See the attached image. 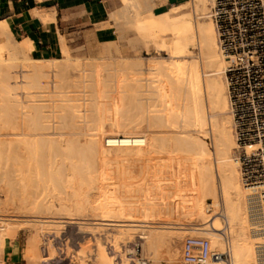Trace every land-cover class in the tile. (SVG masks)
I'll return each instance as SVG.
<instances>
[{
  "label": "bare ground",
  "instance_id": "1",
  "mask_svg": "<svg viewBox=\"0 0 264 264\" xmlns=\"http://www.w3.org/2000/svg\"><path fill=\"white\" fill-rule=\"evenodd\" d=\"M156 1L157 0H122L121 8H119V10H111L109 13V20L111 22H118L120 18L130 19L133 23L132 25H135L141 32L144 30V33H146L147 31V34H143L142 32L140 37L148 38L155 44V47L157 46L158 49L166 51L169 54L167 59L163 58L161 59L162 61H155L156 63L150 64V70H152L150 74L152 79L150 82L151 86L154 88L152 92L155 93L156 98L151 100L152 102L155 100L153 102L154 105L152 103L149 107L144 106V104L141 106H144L143 109L146 108V110L139 107L142 109L141 112L143 111L141 116H146L148 120L143 118L144 116L140 118L137 117L136 120L137 123L139 122L140 124V121H144L143 119H145L147 121L146 123L149 125H147L148 127L152 125L151 128H153L151 130H154L156 126L162 127V129L158 128V130H155L151 134L150 131L146 135L136 131L124 133L123 135L114 132L110 133L113 129H110L109 133H107V131L106 135H103L101 130H98V132H89L88 129L86 130L87 127L85 128L84 124V127L82 124V126L77 124L79 127L76 125V117L80 115V112L77 113V110V112H75V108L73 107L75 104H64L62 102L63 105H61V101L59 102L58 108V111L61 108L59 111L60 114H58L59 118L56 117L61 122L57 121L56 123L54 120L57 114L53 115L55 109H51L53 110L51 116V110H46L48 105H45L43 101L41 102L40 98L44 96L42 93L48 91L49 85H51L53 89L57 88L63 90L64 88H68L69 90L67 91H61L66 93L64 101L69 103V100L72 99L69 98L71 97L70 94L73 93V90H71L72 87L85 86L87 77L95 78V80H88V83L94 87L104 81L103 79H99L100 76L98 71L104 69L101 65L106 60L100 61V59H98L99 62L97 60H91L89 65L93 67L91 70L93 74L90 73V75L88 73L86 75L82 69L78 68L79 65L73 62L72 57H70L71 55L69 54V49L64 37V39L61 38V58H30L28 56L31 48L30 42H18L15 39L11 40L10 38H13V36L8 29L7 23L0 20V34L6 37V43L2 48H7L5 50H8L9 53L7 52V55L10 56H7L8 59L0 56V92L5 104L3 105V110H5L3 113V120L5 118L4 123L6 124H4L5 126L1 124V127L3 126L4 130L8 125L10 127L18 125L19 127H17L18 129L15 127V130H18L16 132H11L9 127V131L7 129V131H0V143L1 141L5 144L8 142L7 144L10 150L13 147L12 145H14L13 143H15L18 150V156L15 161L13 159L14 156L13 158L11 156V159H8L9 163L6 161L3 168H5V166L9 167V169H5L11 171L13 176H17L16 181L19 183L17 186L19 185L18 189L20 192L18 191V193H15V191H13L12 194L14 188H8L7 190L11 189V191H7L9 193L7 197L14 199L17 194V199L20 198L19 201L22 200L24 205L26 204L24 208L28 207L30 210V208L32 209V207L34 208L35 206L29 205V200L35 201L36 199L37 201V196H35L37 192L35 190L36 194L32 193L33 188H31L32 186L30 183H33L35 189L40 187L42 190L46 189L49 191L48 189L51 190L53 185L60 186L62 183L65 185L64 182H66L67 179L64 180L66 178L64 174L67 172V170H65L67 164H70L71 171L77 176L81 175V179L83 180L85 176L82 177V174H86L87 171L89 173L92 167L97 168L98 162L104 165L113 162L114 168L111 169L110 167V169L114 170L115 174L118 172V176L116 174L118 179L121 177L119 175H123L127 179L129 178L130 181H153V184L155 183L154 186L159 181V185L161 183L164 185L160 189L161 193L157 192L156 194L155 192L154 194L150 190L149 193H146V190V194H142V189L140 190L141 194L138 190L134 195L120 192V194L111 195L113 198L106 197V199H102L104 201H101L97 206L95 203L93 209L96 212L100 210L102 214L100 213V218L97 222L92 223L94 226L90 228L91 230L96 228H106L110 230L112 228L113 231H111L110 235L107 237L109 239L108 241L114 246H117L118 242L120 243L123 238L128 239L134 234H138L139 238L144 240L147 250L153 251V253L157 256L159 255V257L165 255L169 257L167 260L170 258V260H173L175 256L178 257L176 243H179L178 240L181 232L183 233L184 231L185 233L188 231V233H191L195 231L193 234H206L209 237L203 238L208 240L211 250L222 251L224 249V237L223 233L220 231L221 228L219 229L218 227V219L222 217L216 216V214H219L216 209L218 208V203L221 201L224 208V212H222L223 218L227 226L229 222L232 226L231 229H234V232L232 231L234 234L231 233L232 236L230 234V237L233 238L229 240L233 264H264L262 261L264 260V254L260 252L257 253L256 245L260 243V241H258L259 239L257 238L258 233L255 232L260 224L258 209L256 207V194L261 189H264V183L244 186L240 179L238 165L235 160V137L232 131V120L228 111L226 85L224 82L226 60L218 50L216 31L212 21L207 15L209 0L185 1L173 4L168 9L160 12L154 11V9L157 8ZM188 6H191L194 17L198 15V18H202L207 15L208 19L197 20L198 18L195 19L196 17L192 18L190 13L185 11V8ZM102 45L103 43L100 46L101 49L99 53L107 56L105 51L106 46ZM193 48L199 50L197 57L191 53V49ZM19 60L24 63H18ZM132 63L129 64V66H133L134 68L141 64L139 62ZM13 67L18 70H12ZM140 74H134V76L137 75L138 77ZM135 77L134 79L137 82L138 78ZM98 79L101 81L98 82ZM134 79H132V82ZM118 81L117 79V82ZM139 81L140 80H138V82ZM100 84L102 85V83ZM136 85L134 83L135 87ZM107 86L109 85L107 84L106 87ZM18 91L30 97L29 99L33 97L28 101L25 99L29 104L26 103L27 105H23L21 102L18 103L19 101H17L16 98ZM61 91L59 92L62 94ZM61 98L63 99L64 97ZM119 98H121V96ZM121 100L119 99L118 101ZM145 102L146 105L150 104V102L148 103L146 100ZM156 102L159 103V106H157ZM75 106L77 107L78 105ZM106 110L108 109L106 108ZM126 110H122V108L120 110L118 108L117 112L119 111V114L120 111L126 113ZM99 112L100 111H98V113L96 112L97 116H100L101 113ZM113 112L115 113V111ZM104 113L100 118L107 120L105 116H108V114L106 113L104 115ZM121 114L120 116L116 114L117 117H120L118 121L122 118V121H120L122 123L128 119L126 120V125L128 127L129 124L130 128L125 127V122L123 125L119 123V125H116V120L115 122L113 121L114 124L116 126H121V128L124 127V129L127 128L131 130L132 122L129 120L131 118L123 119L125 116L123 114L124 117H121ZM128 115L130 116V114ZM128 115L127 117H129ZM116 116L115 118L117 119ZM52 117H54L53 120ZM111 118L113 117L111 116ZM137 123L133 124H136L133 128H138L139 124ZM117 129H119V127ZM132 130L134 131V129ZM99 131H101V135L104 136L103 138L106 143L105 147L100 144L101 138L98 137L101 132ZM197 132H202L199 135L203 137L204 135L205 137H210L212 140L211 148L205 144L199 135H196L198 134ZM83 135L85 137L90 136L85 138L86 141L81 142L78 138ZM65 136H67V138ZM13 137L19 138H16V140ZM14 139L16 141L12 142ZM5 144H3V146H5ZM0 148H2V146H0ZM1 153L2 151L0 150V154ZM0 157L2 156L0 155ZM4 157L6 156L4 155ZM66 160H68L69 163H66ZM10 163L11 165L9 166ZM105 169H108V166L107 168L105 166ZM101 170L100 176L102 175L104 177ZM4 173H6V171ZM144 173H148L147 175L152 173L153 175H150L151 177L148 176L149 178L147 177V179ZM109 177L111 176L109 175ZM89 179L91 180V177ZM13 181H15V179ZM96 182H98L97 179ZM140 184L142 185L141 182ZM146 184L147 183H145V185ZM60 188L61 190H59V187L57 189L59 192L64 189H62V187ZM158 188L160 187L158 186ZM54 191L56 192V190ZM3 197L4 195L2 197L0 196L1 199ZM32 197L35 198L32 199ZM207 198H210L212 202L208 203L206 201ZM85 199L83 201V199L80 198L83 202L80 200V202L78 200L72 201L74 208H76L73 209V211L76 210L75 212L80 213L81 210H85V207H88L86 205H91L87 201L88 198ZM33 201H31V204ZM1 203L2 202H0V204ZM37 203L35 205H37ZM50 204L53 205L52 203ZM21 205V207H23V204ZM40 208L42 210H48L50 209V205H45L44 203L37 207V209ZM37 209L36 212L33 211V213L38 212L39 214L30 216L29 218L14 219L15 217H0V264L3 263L5 240L15 237L19 227L24 226V224L31 230V232L29 230L30 233L26 236V246L23 252L25 264H40L41 260L50 257V252L47 254L49 255L47 257H42L40 253V235L42 234L40 231L45 230L47 232L53 231L58 233L64 221L56 220L51 216L52 219L48 216H46L47 218L41 216L42 210L39 212ZM44 210L42 212L43 214L45 213ZM208 211L211 213L213 211V214L209 216ZM98 215L96 214V216ZM157 216H159L158 219L162 221L156 222L155 219L157 220ZM150 218L154 219V221L147 220ZM183 218L188 220L186 224L178 221H181ZM107 234H109V232ZM109 248H111V246ZM100 250L95 264H112V258L107 255L108 253L106 254L103 248H100ZM211 263L226 264L224 261H211Z\"/></svg>",
  "mask_w": 264,
  "mask_h": 264
},
{
  "label": "rangeland",
  "instance_id": "2",
  "mask_svg": "<svg viewBox=\"0 0 264 264\" xmlns=\"http://www.w3.org/2000/svg\"><path fill=\"white\" fill-rule=\"evenodd\" d=\"M185 1H189L190 2V0H185ZM185 1H183V2H185ZM162 3H163V0H157L156 1V5L157 6L159 4H162ZM121 4H122V0H113L112 9L113 10H117V9L119 10V8H121ZM208 6H209V3H208ZM154 11L155 12H160V11H164V10H159L158 8H155ZM185 11L187 13H190L192 18L196 17L195 19H197L199 17L198 15L194 17L193 11L191 9V6H188L187 8H185ZM208 18H207V15H205L202 18H198L197 20H199V19L205 20V19H208ZM127 19L126 18H120V19H118V22H111L115 26L114 33L112 34V37H109V38H107L104 41L102 39L101 40H93L92 38H90V37L88 38V37H85V36L84 37H75V35H70V36L67 37L66 44H67L68 49H69V54L71 55L70 57H72L73 62H76L79 65L78 68L82 69L86 73V75L88 73L89 74L90 73L93 74L92 71H91L93 67L91 65H89V62L91 60H97V61H98V59H100V61L101 60L102 61L106 60L103 63L101 62L102 63L101 66L104 69H102L101 71H98L99 76H100L99 79H103L104 81L100 82L101 80L98 79V82L102 83V85L100 83H99L98 86L95 85V87L97 88L96 89L93 85H90V83H88V80H90V79L91 80H95V78L94 77H90V78L87 77L86 78L87 82H85L87 85L85 84V86L82 85L83 87L80 85L81 87L78 86V87H74V88L72 87V89L70 88L71 90H73L72 91L73 93H71V94L69 93L70 96H71L69 98H72V99H70L71 102L69 100V103H66L67 101H64L66 93L62 92V91L69 90L68 88H64L63 90L62 89H57V88L53 89V87L51 85H49L48 89H47L48 91L45 92V93H42L44 96L43 97L41 96L40 99H41V102L43 101V102H45V105H48L46 110L50 111L51 109H55L54 111L51 110L50 111L51 113L50 112L49 113H50L51 116H52V111L55 112L53 115L57 114V116L55 115V120H54L56 123H57V121H59L58 114H60L59 111L61 109L60 108L59 111H58L59 104L61 103V105H63L62 104V102H63L64 104H70L71 103L72 105H74V104L78 105L77 107L75 105L73 106L75 108V112H77V111H78L77 113L80 112L79 113L80 115H78L76 113L79 116V119H78V116L76 117V121H77L76 125L78 124L80 126L81 124L82 125L84 124L85 128L87 127L86 130L88 129L89 132L90 131L98 132V130H101L103 132V135L104 134L106 135L107 133L110 132V129H113V131L111 130L110 133L114 132V133H119V134L123 135L124 133L126 134V133H131V132H135L136 131V132H138L140 134H143V135L145 134L146 135L150 131H151L150 132V134H151L155 130H158V128L162 129V127H157L156 126L157 127V128L155 127L156 129L154 128V130H151L153 127L151 128L152 125L150 127H148L149 125H148V123H146L147 122L146 120H148V118L146 119V116H144V115H143L144 117L141 116L143 114V111L141 112V110L143 109L144 106H148L149 107V105H151L155 101L154 100L152 102L151 100L156 98L155 93L152 92L154 90V88H153V86H151V82H150V80L152 79V76H150V74L152 73V70H150V64L154 63L155 61L156 62L157 61H162L161 59H163V58L167 59L169 54L166 51H162V50L158 49L157 46L155 47V44H153V42L150 41L148 38L140 37L142 35V32H143V34H147V31H146V33H144L145 32L144 30L141 32L135 25H132L133 23L131 22L130 19L129 20H127ZM107 24L108 23H106V25ZM5 38L6 37L4 35L0 34V47H1L0 48L1 49L0 50V56H2V58L8 59V57H7V56H9V55H7L8 50L7 51L5 50L7 48H5V49L2 48V46L6 43V39ZM10 39L14 40V38H10ZM143 39H146V40H143ZM102 43H103L102 46H106L105 51L107 53V56H104L101 53H99V51L101 49L100 46H101ZM198 51L199 50L197 48L191 49V53L194 56H196V57L199 54ZM28 56L30 58L34 57V55L31 52H29ZM103 56L106 57V58H104ZM100 57L103 58V59H101ZM53 58H61V51H59L56 56L51 57L49 59H53ZM122 62H124V63H122ZM132 62H134V63L135 62H139L141 64L138 65V66H135V68H134L133 66H129V64H131ZM18 63H24V62L19 60ZM12 70H18V69L13 67ZM138 73L139 74L141 73V74L138 77H137V75H135L136 76L135 77L134 74H138ZM134 77L138 78V80H140V81L138 82V80H137V82H136ZM117 79L119 80L118 82H117ZM132 79H134L133 82H132ZM134 83H135V85L137 84L136 87L134 86ZM103 84L105 85V87H104ZM107 84L109 86L106 87ZM138 84H139V86H138ZM99 86H101V87H99ZM50 88H52V89H50ZM95 89L97 90V92H96ZM99 89H100V91H99ZM52 90H55V91H52ZM134 90H136V91H134ZM59 91H61L62 94ZM20 93L21 92L18 91V93L16 95V98H17V101H19L18 103L21 102L23 105H27L26 104V103H28L27 101L31 100L33 98V97H31V99H29L30 97L26 96L24 93H21V94ZM23 95H24V97H23ZM117 95L119 97L121 96V98H119ZM60 96L64 97V98L62 99ZM2 97L3 96H2V94L0 92V131L1 130L5 131L6 129L8 130V127H9V130L11 132H14V131L16 132L18 130H15V129L18 127V125L16 126L14 124L15 126H13V127L11 126L12 128L8 125V127L5 130H4L3 126H2L3 129L1 127V124L2 125L5 124L4 123L5 118L3 120V113L5 112V110H3L4 109L3 105H5V104L3 102V98ZM116 97L119 98L120 100L121 99L122 100L118 101L119 99H117ZM139 98L140 99L142 98L141 99L142 101ZM54 100H56V101H54ZM145 100L148 101V103L150 102V104L147 103L148 105H146L145 104L146 103ZM121 102H123V103H121ZM140 102H141V105H140ZM105 103H107V104H105ZM120 103L123 104V105H121ZM156 103H157V106H159V103L158 102H156ZM54 104L56 105V107H55ZM143 104H144V106L141 107ZM124 105H125V107H124ZM153 105H154V103H153ZM155 106H156V104H155ZM115 107H117V108H115ZM139 107H141L142 109H140ZM106 108L108 110H106ZM118 108L120 110H121V108H122V110H126V108H127V110L125 111L126 113H122V111H120V114L122 113L121 117L125 116L123 119L131 118L129 120L132 122V129H134V131L132 129L131 130L127 129L129 127V124H128V127H127L126 120H128V119H126L122 123L120 122V121H122V118L119 119V121H118V118H120V117L116 116V114L118 116H120V114L118 113L119 111L117 112ZM103 109H105L106 112ZM144 109L146 110V108H144ZM98 111H100L99 113H101L100 116L103 115L104 112H105L104 115L107 113L108 116H105L107 118V120H104L103 118H100V116H97ZM113 111H115V113ZM123 114H124V116H123ZM128 114H130V116ZM135 114H136V116H135ZM127 115L129 117H127ZM111 116L113 118H111ZM115 116L117 117V119L115 118ZM56 117H58V118H56ZM137 117H139V118L143 117L146 120L143 119L144 121H142L141 120L142 118H141L140 119L141 123L139 124V122L137 123V120H136ZM53 118L54 117H52V120H53ZM133 119H134V121H133ZM116 120H117V123H115L116 125L118 123L123 125L124 122H125L124 125H126L125 127H127V128L124 129V127H122L123 128L122 129L121 126H116L114 124V122ZM59 122H61V121H59ZM131 122H130V126H131ZM134 123L139 124L141 127L138 125V128H133L136 125V124L133 125ZM112 124H114L115 126L112 125ZM84 125H83V127H84ZM153 126H155V125H153ZM118 127H119V129H117ZM144 128H145V131H144ZM164 129H166V128H164ZM119 130H121V131H119ZM101 131H99V132H101ZM232 131H233V129H232ZM102 132L99 133L100 136L98 135L99 136L98 138H101L100 139L101 140L100 144L104 145V147H105L106 143H105V139L103 138L104 136L101 135ZM197 133L198 134H196V135L198 136L202 132L201 133L197 132ZM156 135H159V134H156ZM163 135H166V134H163ZM233 135H234V132H233ZM83 136H81V137L79 136L80 138H78V139L81 140V142L82 141H86L85 138H88L90 135L86 136V137L85 136L83 137ZM199 136H200V138L203 139L205 144L208 147L211 148L212 140L210 139V137H207V136L205 137V135H204V137L202 135H199ZM65 137L67 138V136H65ZM13 138L16 139V138H19V137H13ZM15 139L12 142H15L17 140V139L15 140ZM2 143L3 142L1 141L0 146H2V148H0V150L2 151V153L0 155L2 157H0V160H1L0 161V164H1V166H0V171H1L0 172V179H1V181H0V196L2 197L4 195V197H5V195H6V197L5 198L3 197L2 198L3 200L0 198L1 199L0 202H2L0 204V217H4V218H14L15 217L14 219L29 218L30 216H33V215H36V214L38 215L39 214L38 212L37 213H33V211L36 212L37 207L40 206L41 204L45 203V205H47V204L50 205V209L52 211L50 209H48V210L45 209L46 211L43 209L44 212H45L43 214L42 213L43 210L41 208L37 209V211L39 210V212H41V210H42V212H41L42 215L40 214L41 216H45V217L46 216H48V217L51 216L52 218H54L56 220L64 221L62 223V226H61V228H60L58 233H55L53 231L47 232L45 230H41L40 231V233L42 232V234L40 235V240L41 241H40V245H39L40 246L39 247L40 248V253H41L42 257H47V256H49L47 254L50 252V257H47L48 259L41 260L40 264H79V263L83 264V262H84V264H95L96 263L95 261L97 260V258L99 256V253L101 251L100 248H103V250L106 252V254L108 253L107 255L112 258V259L110 258L112 260V262H113L112 264H117L118 257L122 258L123 264H130L129 261H128L129 260L128 258L130 257L131 254H129V253L135 252L136 251V247H137V253L141 254L143 257H145L146 259H148L152 263L165 262V263H170V264H186V263H183L181 261V255H180V247H181V243H182L183 239L185 237H187L188 235L189 236H195V235L196 236H202V235H204L202 237H206V238L208 237L206 234H201L200 235L197 232L196 233L199 234V235L193 234L195 231L194 232L193 231L192 232L189 231L191 233H188V231L184 233V231H183L184 234L181 232L180 238H179L180 241L178 240L179 243H176V245H177L176 247L178 249V257L175 256L174 259L172 258L173 260H170L171 258L169 260H167V258H169V257H166L165 255H161L159 257V255L158 256L155 255V253H153V251H151L149 249L147 250V248L145 247L146 245L144 244V240L140 239L138 234H134L132 237H130L128 239L127 238H123L120 241V243L118 242L117 246H114L112 243H110L108 241L109 239L107 237L108 235H110L111 231H113L112 228L110 230L106 229V228H96L98 231L96 229L91 230L90 227L94 226V224H92V223L98 221V219L100 218L99 217L100 213H101L100 210H97V212H96L93 209V207L95 206V203H96V206H97V205H99L101 203V201H104L102 199H106V197L107 198H113V197H111V195L114 196L115 194H120V192H122V193L124 192V193H128V194L134 195L136 193V191H138V190L140 191L142 189L141 190V191H143L142 194H144L146 190L148 191V192L146 191V193H149L151 191L152 193L155 194V192H156V194H157V192L161 193L160 189L164 186L162 183L160 184L162 186H160L159 185V183H160L159 181H158V183H156L157 186L156 185L154 186L155 183L153 184V181L151 182V181H148V180H147V182L143 180L144 183H143V181H140L142 183V185H141L140 182H135L132 179H131L132 181H130L129 178L127 179L123 175H119L121 177H119L120 179H118V177H117L118 176V172H116V174H117V176H116L114 170H111V169L114 168L113 162H110V164H112L113 167L109 163L104 165L103 163L98 162L99 166L97 165L96 166L97 168H93L92 167L93 169L91 168L89 173L87 171V173L85 172L86 174H82V177L85 176L83 178V180L81 179V175L77 176L75 173H73L71 171L70 166H69L70 164L69 165L67 164L66 167H65V170H67V172L64 174L65 175L64 177H66L64 180L67 179L66 182H64L65 185L63 183L60 186L53 185L51 187V190L48 189L49 191H47L46 189L42 190L40 187H38V189H35L34 188L35 186H33V183H30V185L32 186L31 188H33V190H32L33 192L32 193H35V190H36V192L38 194L37 195L35 193L36 194L35 196H37L36 198H37V201H38L39 205H38L36 199H35V201L31 200V201L34 202V203L32 202V204H31V201L29 200L30 204L28 202L27 203L29 205H32V206H35V207L37 206L36 209H35V207L34 208L32 207V209H31L30 208L31 206L29 207L30 210L28 209V207L24 208L26 204L24 205V202L22 200H20L21 201L20 202L19 201L20 198L17 199V194H16V198L14 197V199H11V197L10 198L7 197V195L9 196V193L7 191H11V189H13V188L14 189L12 190V194H13V191H15V193H18L19 185L17 186V184H19V183L16 181V177L17 176L14 175L15 176L14 177L13 173L11 171L6 170L7 168L9 169V167L5 166L6 169L3 168L4 164L6 163V161L9 163L8 159H11V156H12V158L14 156L13 159L15 161V159L18 156V150L16 148L15 143H13L14 145H12L13 147L11 148V150H10V147L8 146V144H7L8 142L6 144L3 143V144H5V146H3ZM2 149H4V150H2ZM15 150H17V151H15ZM4 155L6 157H4ZM11 163L9 164V166L11 165ZM66 163H69V161L66 160ZM67 166H69V167H67ZM105 166H106V168L108 166V169H105ZM110 167H111V169H110ZM101 168H102V170L105 173L101 170ZM109 169H110V171H109ZM100 170H101V173L104 175V177L102 175L100 176ZM5 171H6V173H4ZM7 171H8L9 175L7 174ZM71 174H73V175H71ZM147 174L148 173H146V174L144 173V175H146V178L148 176L151 177L153 175L152 173H149V175H147ZM7 175H8V177H7ZM109 175L111 177H109ZM99 176H100V178H99ZM122 176H123V178H122ZM90 177H91V180H93V181H91L89 179ZM95 178L97 179L98 182H96ZM6 179H7L8 182L6 181ZM14 179H15V181H13ZM108 179H110V180H108ZM3 181H4L5 184L3 183ZM110 183H112V184H110ZM145 183H147V184L145 185ZM15 184H16L17 188H16ZM144 185H145L146 189H145ZM13 186H15V187H13ZM36 186H38V185H36ZM158 186L160 188H158ZM58 187H59V190H61L60 187H62V189L64 188L65 190L63 189L61 192H59L57 190ZM8 188H11V189L7 190ZM156 188H158V189H156ZM54 190H56V192ZM159 190H160V192H159ZM50 191H51L52 194L50 193ZM141 191H140V194H141ZM82 192H83V194H82ZM15 193H14V195H15ZM50 195L51 196L53 195L52 198L54 200L52 198L50 199V197H51ZM82 197H84V198H82ZM34 198L32 197V199H34ZM80 198L83 199V201H84L85 198L86 199L88 198L87 201L92 206L91 205H86L88 207L87 208L85 207V210H81L80 213H79V212H75L76 210L73 211V209H76V208H74V206H73L74 204H73L72 201H77V200L79 201ZM40 200H42L43 202L40 201ZM83 201H81V202H83ZM206 201L208 203L212 202V200L210 198H207ZM35 202L37 203V205H35L36 204ZM50 203H52L53 205H51ZM21 204H23V207H21L22 206ZM70 204H71V206H70ZM70 208H71V210H70ZM77 211H79V210H77ZM216 211L219 213V214H216V216L222 217V218L218 219V223H219L218 227L220 229L223 226V221L221 219H223V213L222 212H224V208H223V205H222L221 201L218 203V208L216 209ZM208 212H209V216H210V214L211 215L213 214V211H212V213L210 211H208ZM208 212H206V213H208ZM96 214L97 215L99 214V215L96 216ZM158 217L159 216H157V220L155 219V221L156 222L162 221L161 219H158ZM147 220H150V221L153 220L154 221V219H151V218L147 219ZM65 221H67V222H65ZM178 221L180 223L182 222L183 224H186L187 223L186 221H188V220L186 218H183V219H181V221L180 220H178ZM81 222H85V223H81ZM15 223H18V222H15ZM208 223H209V221H208ZM186 226H188V225H186ZM228 226H229L228 236H229V239H230V238H233V237H230V234L234 232V229L233 228L231 229L232 226H231V224L229 222H228ZM29 230H30V228L26 224H24V226L19 227V229L16 232L15 237L7 238L8 240L7 239L5 240V245H4V254L5 255L3 257V263L2 264H25V261L23 260V252H24V249H25V246H26V243H25L26 236L31 232V230H30V232H29ZM108 232H109V234H107ZM104 235H105V240H104ZM231 236H232V234H231ZM106 238H107V241H106ZM258 241H261V240L259 239ZM136 244H137V246H136ZM102 245H103V247H102ZM110 246H111V248H109ZM105 247H106V249H105ZM107 250H109V251H107ZM171 261H173V262H171ZM135 264H137V263H135ZM205 264H212V263H211V261H208Z\"/></svg>",
  "mask_w": 264,
  "mask_h": 264
},
{
  "label": "built area",
  "instance_id": "3",
  "mask_svg": "<svg viewBox=\"0 0 264 264\" xmlns=\"http://www.w3.org/2000/svg\"><path fill=\"white\" fill-rule=\"evenodd\" d=\"M212 21L220 54L226 60L224 82L227 106L235 137V160L244 186L264 183V0H209L207 13ZM259 226L255 231L260 243L257 253L264 254V189L257 194ZM222 251L211 250L206 238L187 236L181 243V261L204 264L224 261L233 264L228 226L222 219ZM137 246V244H136ZM130 264L152 263L136 251ZM264 256V255H263ZM259 257V256H258ZM264 262V260H262ZM117 264H123L118 257Z\"/></svg>",
  "mask_w": 264,
  "mask_h": 264
},
{
  "label": "crops",
  "instance_id": "4",
  "mask_svg": "<svg viewBox=\"0 0 264 264\" xmlns=\"http://www.w3.org/2000/svg\"><path fill=\"white\" fill-rule=\"evenodd\" d=\"M183 1L185 0H164L157 8L165 10ZM112 2L113 0H0V20L7 23L16 41L30 42L29 52L34 55L33 58L46 59L61 51L63 37L65 41L70 35L103 41L112 37L115 30L109 20V13L113 10ZM107 22L109 24L105 25Z\"/></svg>",
  "mask_w": 264,
  "mask_h": 264
}]
</instances>
